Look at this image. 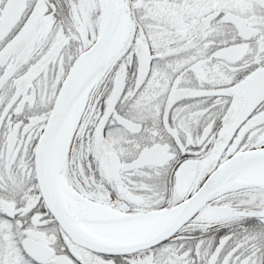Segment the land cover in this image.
<instances>
[{
  "label": "flooded vegetation",
  "instance_id": "1",
  "mask_svg": "<svg viewBox=\"0 0 264 264\" xmlns=\"http://www.w3.org/2000/svg\"><path fill=\"white\" fill-rule=\"evenodd\" d=\"M133 1L127 0L131 28L124 45L107 62L74 136L81 134L82 121L99 110L92 152L86 160L81 146L78 160L92 174V184L85 177L81 186L63 171L71 186L88 198L102 200L110 194L123 202V216L176 209L227 160L264 149V100L228 134L244 109L248 87L264 68V0H144L137 7L149 9L138 14ZM12 2L22 4L0 0V26ZM148 23H157L156 49L145 36ZM102 26L100 0H25L18 18L0 35V54L17 42L0 60V264L16 252L30 264H60L59 256L68 264H264V242L256 243L246 230L258 227L260 236L261 217L239 218L254 222L251 227H205L190 219L156 246L126 253L118 249L111 255L76 243L61 227L57 216L72 222V215L58 197L48 151L44 156L40 148L69 71L97 42ZM140 42L151 56L142 81ZM118 72L120 95L98 146ZM114 112L132 121V127L119 125ZM111 125L123 131L124 142L110 139ZM105 150L116 153L121 165L147 150L150 162L120 168L115 176ZM197 177L204 178L196 190L182 195ZM244 195L228 193L218 201L227 205L229 198ZM262 205L258 200L237 207ZM51 251L55 254L48 256Z\"/></svg>",
  "mask_w": 264,
  "mask_h": 264
},
{
  "label": "water",
  "instance_id": "2",
  "mask_svg": "<svg viewBox=\"0 0 264 264\" xmlns=\"http://www.w3.org/2000/svg\"><path fill=\"white\" fill-rule=\"evenodd\" d=\"M103 3L106 10V19L101 34L92 48H90L75 61L71 70L69 71L65 82L60 89L54 109L48 122L47 129L45 131L43 144L40 148V153L44 156L47 155V151L49 150L54 133L71 101L80 93L82 88L91 79V77L103 66H106L107 62H109L121 50L127 38V35H125L120 42H114V35L119 26L123 11L125 10L127 12L128 19H130L131 17V9L129 4L127 3V0H103ZM24 6L25 0H22L21 6L15 5L13 2L12 4H8L6 8V17L4 20H1L2 24L0 26V35L4 34V32L6 31L5 29L9 28L13 21L18 18ZM16 43V40H13L6 46L5 50L0 54V60L3 55L8 52V50L15 47ZM137 52L141 64L139 71V81H142L148 72L151 56L149 55L145 45L142 42L138 43ZM121 87L122 76L121 72H118L117 77L115 78L114 94L110 105V111L101 126L98 137V146L102 141L106 122L110 118L111 113L115 111L114 106L120 95ZM263 100L264 68L256 74L254 82H252V84L248 87L244 109L238 115L236 122L231 126L228 134L231 135L235 130H237L239 125L247 118L251 110ZM82 111V108L79 107L74 114L73 122L67 137L65 150L66 155L69 153L71 143L81 119ZM114 118L119 125L123 126L126 129H130L133 125L132 121L117 114V112H114ZM105 153L107 157H109V159L112 161V169L115 176L117 175V173L115 172H118L120 168L127 170L148 164L150 162V159L147 155V150H144L140 154L138 159L133 163L125 165L120 164V159L116 153L107 154L106 150ZM256 159H264V149L238 153L227 160L207 180L204 186L194 196L178 206L176 209H173L174 213L162 227H160L157 231L153 232L148 237H145L138 241L124 244H113L95 240L94 238L89 237L87 234L81 231L73 222L67 220V218L60 219L59 216H57V218L61 227L65 230L68 236L72 238L73 241L100 253L111 255L115 254V251H117L118 249H123L124 251L122 253H126L133 252L139 249L150 248L172 237L186 222H188L196 213H198L206 205L207 201H209L211 197V191L229 172L248 161ZM58 197H60L59 191ZM226 209L230 213L240 217L264 218V214L258 213L255 209H249L246 207ZM138 215L142 214L129 216H107L99 218L97 220L101 222H114L123 219H129ZM228 239L229 237L223 239V241L217 248V254L222 246L228 241ZM25 249L31 256L35 257V254L30 251L28 245L26 244ZM54 254V251H51L48 256H53ZM59 262L60 264H68L63 256H59Z\"/></svg>",
  "mask_w": 264,
  "mask_h": 264
},
{
  "label": "bare ground",
  "instance_id": "3",
  "mask_svg": "<svg viewBox=\"0 0 264 264\" xmlns=\"http://www.w3.org/2000/svg\"><path fill=\"white\" fill-rule=\"evenodd\" d=\"M103 17L106 10L103 0ZM104 20V18H103ZM130 22L124 10L119 26L114 35V42L118 43L127 34ZM104 66L99 69L85 84L80 93L71 101L65 111L50 143L48 161L53 170L55 183L60 197L72 215V222L89 237L95 240L113 244H124L148 237L162 227L174 210H162L138 215L129 219L114 222H101L97 219L107 216L121 215L122 211L115 205V199L109 194L102 200L90 199L71 186L63 174L66 161V142L73 117L77 109L86 104L92 91L102 77ZM264 187V159L248 161L229 172L212 190L210 201L243 188L246 185ZM264 214V207L259 209ZM233 217L226 208L207 204L196 213L191 222L209 225L226 223Z\"/></svg>",
  "mask_w": 264,
  "mask_h": 264
},
{
  "label": "rangeland",
  "instance_id": "4",
  "mask_svg": "<svg viewBox=\"0 0 264 264\" xmlns=\"http://www.w3.org/2000/svg\"><path fill=\"white\" fill-rule=\"evenodd\" d=\"M141 1H144V0H134L133 1L135 4V7H136L137 14L141 13V12L142 13L147 12L149 9L148 7H141V8L137 7L138 6L137 4ZM155 5H157V4H155ZM102 15H103V10H102ZM103 18H104L103 21L105 22L106 14H105V17H103ZM141 21H142V23H146L145 21H148V19L145 21L142 19ZM151 25H152V27H151ZM145 26H146L145 29L147 31L145 33V36L150 40L151 46L156 49L157 48V42L155 40V37L157 38V35H158L157 23H152V24L148 23V25L145 24ZM87 102H86V104H87ZM86 104L83 105V108L86 106ZM98 116H99V110L96 112V114L93 118H88L86 120L84 119V121H82L81 134L75 137L73 144H72V147H71V150H70V153L66 157V161H65V165H64V169L68 172V174L74 179L75 182H77L81 186H84L83 179L86 177L85 179L90 181L89 176H92V174L87 172V170H88L87 168L80 167V165L78 164V160H80L79 154L81 155V149H82L81 146H82L83 151H84L82 156H84V158L86 160L89 159V155L92 152L93 143H94V136L92 135V129L97 127L96 125L98 122ZM108 135H109L111 140L118 141V143L124 142V140H125V135H124L123 131H121L117 125H111L110 129L108 130ZM203 178L197 177L196 179L192 180L190 182L189 187H187L185 189V191L182 192V195L186 196V195H189L192 192H194L196 190V188L199 186V184L202 182ZM90 183H91V181H90ZM255 187L264 189V187H262V186H255ZM76 188H77V186H76ZM241 191H248V192H252V193L256 192L258 194L256 200L257 201L259 200L260 202L264 201V191H262L261 193H258L257 192L258 190H255L253 187H243V188H240V189L232 191V192H241ZM81 193L84 194L85 196H87L84 192H81ZM106 194H109V193H106ZM256 200L249 199L248 203H253ZM115 205H119V207H121L120 210L123 212L122 208L125 206V204L123 202L119 203L116 200ZM263 207H264V205H262L260 208H263ZM240 223L248 224L250 227L255 225L254 222H252L248 219L244 220L242 222V220H240L239 218H236V216H233L226 223L214 224V226L219 227V226H222L224 224H228L231 227L232 226L235 227V226H238V224H240ZM204 226L209 227V224H205ZM258 229H260V228L255 227V228H252L249 230L246 229V230L249 231V233H251V235H252L251 239L254 238L257 241L256 243L262 244L264 242V230L262 229L260 236H258V235H256V231ZM241 230H243V229L236 228V230H234V231L239 232ZM8 251H9V248H8ZM1 254H2V248H0V257H1ZM91 258L92 257H88L89 260H91ZM5 264H30V263L25 259V257L21 253L16 252L15 256L11 257V259H9L8 262Z\"/></svg>",
  "mask_w": 264,
  "mask_h": 264
},
{
  "label": "trees",
  "instance_id": "5",
  "mask_svg": "<svg viewBox=\"0 0 264 264\" xmlns=\"http://www.w3.org/2000/svg\"><path fill=\"white\" fill-rule=\"evenodd\" d=\"M257 196H258V194L256 192H253V193L252 192H245L244 196H240L237 198H229L227 205L231 206V207H237V205H239V204L251 205L252 203H248V200L249 199L256 200Z\"/></svg>",
  "mask_w": 264,
  "mask_h": 264
}]
</instances>
